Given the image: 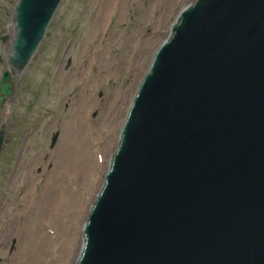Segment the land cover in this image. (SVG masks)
Instances as JSON below:
<instances>
[{"label": "water", "instance_id": "obj_1", "mask_svg": "<svg viewBox=\"0 0 264 264\" xmlns=\"http://www.w3.org/2000/svg\"><path fill=\"white\" fill-rule=\"evenodd\" d=\"M63 1L18 0L0 110ZM82 232L77 264H264V0L179 12Z\"/></svg>", "mask_w": 264, "mask_h": 264}, {"label": "rangeland", "instance_id": "obj_2", "mask_svg": "<svg viewBox=\"0 0 264 264\" xmlns=\"http://www.w3.org/2000/svg\"><path fill=\"white\" fill-rule=\"evenodd\" d=\"M195 1H63L31 63L15 77L8 107L0 111V126L7 131L0 154V264H36L31 260L38 257L43 234L58 231L53 215L62 214V220L76 223V232L83 231L85 210L76 216L62 207L64 195L82 193L89 215L105 174L95 177L91 192H83L75 176L76 150L89 144L109 152L117 142L110 162L119 143L116 124L128 114L133 89L179 12ZM17 2L0 0V79L8 69ZM49 199L61 207L49 211ZM46 257L37 260L46 263Z\"/></svg>", "mask_w": 264, "mask_h": 264}, {"label": "bare ground", "instance_id": "obj_3", "mask_svg": "<svg viewBox=\"0 0 264 264\" xmlns=\"http://www.w3.org/2000/svg\"><path fill=\"white\" fill-rule=\"evenodd\" d=\"M152 61V60H151ZM141 77V76H140ZM139 84V82H138ZM139 86L137 85L135 89H133V97L135 96V93L137 91V88ZM132 101V100H131ZM131 105V102H130ZM126 113L124 114V118L119 122V124H116V134L115 137L118 139V136L121 132V129L123 127ZM116 115V114H114ZM113 117L110 119V122L112 124L117 121L116 118ZM90 132H94V129H91ZM89 132V133H90ZM94 137V136H92ZM93 143L97 141V138H92ZM114 136H111L110 139H113ZM106 140V139H105ZM108 140V139H107ZM110 141V140H109ZM117 142L109 152H107V149L105 151H99L96 150V145L93 146V148L88 147L89 144H87L86 147H80L76 150L75 159H74V167L77 169V173H75V176L78 177L80 182H83V192H91V188L94 187V181L95 177L100 173L101 175L106 174L108 170V160L110 156L112 155L114 151V147H116ZM119 144V143H118ZM111 147V146H110ZM109 147V148H110ZM73 162V160H72ZM78 176H77V175ZM101 183L99 187H101ZM82 193L78 194H68V196L64 195L66 201L61 203L62 207H67L69 211L73 212L76 216H79L82 210H85L86 216H88V210L90 207V204L87 200L82 199ZM70 197L69 200H67ZM55 199H49L48 205L50 210L49 211H57L59 206L57 207L55 203ZM54 214V212H53ZM52 214V215H53ZM62 214L59 218L52 216L51 221L54 222V224L57 225L58 231L56 232H47V236L43 234L42 236V242L38 244V249L36 251L37 258H39V255L47 256L46 263H41L37 260L32 259L31 261H34L33 263L36 264H75L76 259L78 260V255L80 252V248L82 247V241L81 239L78 241V238L82 235V232H76V223L75 222H66L65 220H62ZM86 221H83L82 224L84 225ZM41 235V233H40ZM58 253H61V256L58 255Z\"/></svg>", "mask_w": 264, "mask_h": 264}, {"label": "flooded vegetation", "instance_id": "obj_4", "mask_svg": "<svg viewBox=\"0 0 264 264\" xmlns=\"http://www.w3.org/2000/svg\"><path fill=\"white\" fill-rule=\"evenodd\" d=\"M15 92H16V91H15ZM13 96H14V95H13ZM8 103H9V100H8ZM8 103H7L6 107L4 108L5 110H6V108L8 107ZM4 109H3V110H4ZM3 110H0V111L2 112ZM5 110H4V111H5ZM1 128H3V127L0 126V129H1ZM4 129H5V128H4ZM5 130H6V129H5ZM6 136H7V131H6Z\"/></svg>", "mask_w": 264, "mask_h": 264}]
</instances>
